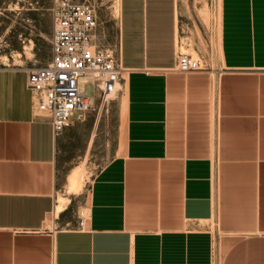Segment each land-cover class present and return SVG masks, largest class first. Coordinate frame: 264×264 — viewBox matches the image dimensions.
Wrapping results in <instances>:
<instances>
[{
    "label": "crops",
    "instance_id": "crops-1",
    "mask_svg": "<svg viewBox=\"0 0 264 264\" xmlns=\"http://www.w3.org/2000/svg\"><path fill=\"white\" fill-rule=\"evenodd\" d=\"M118 6L116 37L98 11L95 41L124 68L125 138L84 229L71 203L57 212L82 118L55 135L27 67L0 64V264H214L217 247L221 264H264V0ZM192 52L207 69L176 71Z\"/></svg>",
    "mask_w": 264,
    "mask_h": 264
},
{
    "label": "rangeland",
    "instance_id": "rangeland-1",
    "mask_svg": "<svg viewBox=\"0 0 264 264\" xmlns=\"http://www.w3.org/2000/svg\"><path fill=\"white\" fill-rule=\"evenodd\" d=\"M91 1L108 18L109 35L116 37L115 22L120 0ZM51 3L52 0H0V64L39 67L47 63L51 49ZM192 55L198 56L195 52ZM85 94H94L91 82L85 84ZM77 125L79 129L57 159L58 204L62 199L67 205L71 203L69 219L72 221H78L81 212L87 216V198L95 175L120 152L124 144L123 87L119 85L114 99L99 119L95 113L88 112L81 121H77ZM80 169L84 171L82 186L77 192H71L69 184L65 183L67 180L69 182L75 170ZM222 255L223 250L217 247L214 264H221Z\"/></svg>",
    "mask_w": 264,
    "mask_h": 264
},
{
    "label": "built area",
    "instance_id": "built-area-1",
    "mask_svg": "<svg viewBox=\"0 0 264 264\" xmlns=\"http://www.w3.org/2000/svg\"><path fill=\"white\" fill-rule=\"evenodd\" d=\"M50 11V58L43 66L26 68L27 85L37 92L38 108L50 113L54 133L60 135L88 112L102 116L118 92L124 68L113 51L95 41L98 9L91 0H52ZM206 69L202 58L179 54L176 71ZM85 79L94 87L91 96L85 94ZM87 222L81 212L77 227L84 229Z\"/></svg>",
    "mask_w": 264,
    "mask_h": 264
},
{
    "label": "bare ground",
    "instance_id": "bare-ground-1",
    "mask_svg": "<svg viewBox=\"0 0 264 264\" xmlns=\"http://www.w3.org/2000/svg\"><path fill=\"white\" fill-rule=\"evenodd\" d=\"M208 8V7H207ZM84 81H86V80H84ZM80 179V178H79ZM69 180H71V179H69ZM80 184H81V180H78V176H75L73 179H72V186H71V190H77V189H79V186H80ZM66 206V201H65V199H62L61 200V204L60 205H58V207H57V212H59V211H61L64 207ZM50 223V222H49ZM217 249V248H216Z\"/></svg>",
    "mask_w": 264,
    "mask_h": 264
}]
</instances>
